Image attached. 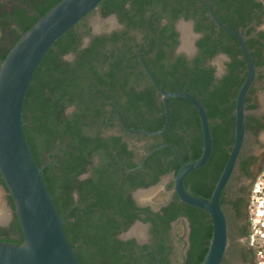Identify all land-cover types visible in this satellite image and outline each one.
Instances as JSON below:
<instances>
[{"label":"trees","instance_id":"trees-1","mask_svg":"<svg viewBox=\"0 0 264 264\" xmlns=\"http://www.w3.org/2000/svg\"><path fill=\"white\" fill-rule=\"evenodd\" d=\"M12 12L6 4L0 3V65L23 32L28 31L38 19L61 0H17ZM215 13L222 9H232L231 17L243 18L249 15L252 0H210ZM188 0H103L99 12L103 17L116 13L127 27L124 34L113 32L109 37H94L89 46L82 48V39L90 33L86 18L59 38L43 58L28 88L23 106V126L27 141L33 152L58 213L65 220L64 229L80 264H169L164 251L170 223L178 217H186L190 222L189 249L182 264H201L212 238L213 226L207 213L201 208L182 202L176 193L161 211L153 216L139 217V208L132 192L139 187L157 183L161 175L178 172L181 164L173 148L162 147L150 155L144 166L134 171L138 164L131 161L132 150L121 142L118 136L106 138L97 131L94 122L107 116L101 88L111 93L121 91L120 112L129 127L157 130L164 123L166 114L163 102L157 101L160 94L152 85L137 90L128 84L137 64L125 63L127 48H121L115 63H111L104 48L111 43L119 44L134 27L144 28L167 17L169 25L159 32H169V42L173 39L172 22L180 16L189 18L183 8ZM127 4L129 6H127ZM244 13V14H243ZM196 23L197 31H205L199 40L200 53L192 61L178 56L167 70L170 76L164 82L159 76V84L166 90H186L196 96L206 109L210 119L213 150L208 162L188 173L185 187L199 197H210L229 155L228 131L234 123L228 116L233 107L228 104L230 87L234 84V73L230 72L222 83L214 77V68L207 61L218 52L229 53L233 61L230 71L236 65V53L230 43L232 35L226 31L224 40L218 38L214 23L206 27L203 12ZM220 20L236 26L220 15ZM16 24L15 27H11ZM229 25V26H230ZM172 33V34H171ZM169 46H172L168 44ZM158 42L155 47H161ZM168 49V48H167ZM169 50L159 49L152 61L163 72L164 61ZM104 52V53H103ZM73 54V60L65 58ZM114 51L111 56L114 58ZM161 64V65H160ZM151 65V66H152ZM157 74V71L155 72ZM123 77V81L116 78ZM101 87V88H100ZM157 95V96H156ZM171 120L165 132L156 136L136 135L152 140L148 150L169 143L177 148L184 162L197 160L203 152L201 121L193 104L184 98L169 99ZM70 107H74L69 111ZM223 116L220 122L218 118ZM140 119V120H138ZM263 127V126H262ZM124 133H127L123 128ZM129 134V133H127ZM131 135V134H129ZM147 148H143L145 151ZM99 156L95 164L93 159ZM122 161H125L122 164ZM154 170L150 181L137 180V173L149 174L150 163ZM122 164V165H120ZM125 167H124V166ZM124 167V168H123ZM126 169V170H125ZM90 177L80 179L88 171ZM213 174V175H212ZM214 178V179H213ZM0 184L3 179L0 174ZM173 181L167 187L173 189ZM75 194L77 198H75ZM14 210V202L7 195ZM152 223L155 243L138 246L135 239L122 240L119 235L137 220ZM0 241L21 244L24 235L16 214L8 226L0 225ZM152 248V251H148ZM157 256L161 258L157 260Z\"/></svg>","mask_w":264,"mask_h":264},{"label":"water","instance_id":"water-1","mask_svg":"<svg viewBox=\"0 0 264 264\" xmlns=\"http://www.w3.org/2000/svg\"><path fill=\"white\" fill-rule=\"evenodd\" d=\"M103 0H61L42 15L31 28L23 32L0 65V184L14 202L24 235L21 244L0 241V264H80L71 245L62 219L27 141L23 126V106L33 76L54 43L96 11ZM210 16L218 28L234 36L247 62V76L236 98V135L229 157L209 199L199 197L185 187L188 173L205 165L213 150L210 120L201 101L186 90L164 89L152 71L141 62L161 96L166 114L164 125L157 130L129 127L116 104V112L123 129L130 134L156 136L166 131L171 120L169 99L184 98L198 112L203 134V152L195 161L184 162L177 148L169 143L152 149L146 157L162 147L173 148L181 167L174 176L173 189L178 198L191 206L207 211L213 233L201 264H222L229 238L226 216L220 199L236 167L245 137V97L255 79L256 67L244 36L223 23L205 1ZM0 225L2 222L0 221ZM3 226V225H2ZM126 234V235H125ZM124 237H128L126 232ZM158 259V257H157ZM159 260V259H158ZM159 264H162L159 261Z\"/></svg>","mask_w":264,"mask_h":264},{"label":"flooded vegetation","instance_id":"flooded-vegetation-1","mask_svg":"<svg viewBox=\"0 0 264 264\" xmlns=\"http://www.w3.org/2000/svg\"><path fill=\"white\" fill-rule=\"evenodd\" d=\"M205 1H208L213 8L210 0H188L186 6L183 8V11L187 15H190V17L186 18V16L183 15L172 22L173 32L175 33V35L173 34L172 37L174 41H177V44H175V42H169L170 38L167 37L169 32H159L162 28L165 29L164 27H167L170 24V21L167 17L162 18L158 22H154V24L152 25H146L144 28L134 27L129 29L128 36H132L133 38L124 39L123 42H119V44L109 42V44L104 48V51L107 56H109V60L111 63L116 62L117 56L121 54V48H127V57L123 60L122 64L124 66H126L125 63H132L133 65L137 64V68L131 75L128 84H133L134 81V86L137 90H143L144 88H149L153 85L140 59L144 61V63L152 71L156 79L159 76L161 79H163L164 82H168L171 78L167 73V70L170 67V64H173L176 57L181 55L184 56L188 61H192L199 55L200 47L198 43L199 40L205 36V31L196 30V23L200 19L197 14L199 12H203L202 18H205L203 19V23L206 27H210L213 23L215 24L210 16ZM18 2L19 1L17 0H0V3L6 4V7L8 8L7 10H1V14H4L6 11L12 12V8ZM127 6L129 5L127 4ZM231 12L232 9H222L218 12V14H215L219 19L220 15H222L223 17L228 19L229 22H232L236 26V29H234V27H231L229 23L225 24L227 26L230 25L229 27L233 28L244 36L245 42L249 48L256 67V74L254 82L252 83L245 97V137L243 146L241 148L236 167L227 183V186L224 188L220 199L221 208L227 220L229 238V244L222 264H264V183H260V181H262V178L264 179V0H252L249 15L245 14L243 18H233L230 16ZM108 17H112L113 19H111V21L108 23L109 28L105 31L95 32L89 24L91 28L90 33L83 37L81 46L82 48L89 46L94 37L104 35L107 38L112 35L113 32L124 34L123 32H125L127 27L119 19L118 14L112 13L105 18ZM86 20L88 22V17L86 18ZM181 24L188 25L191 31L192 46L190 49H186L184 44L182 46L183 31L180 26ZM15 26L16 24H12L11 27ZM214 28H217L218 38H220L221 41L224 40L226 33L223 31L225 30L218 28L216 24L214 25ZM157 42L162 46L158 48L155 47V43ZM230 43L236 53V65L233 71H230L233 58L229 53L225 51L218 52L214 57L210 58L207 61V64L214 68V77L216 78L217 82L221 81L220 83H222L225 79V76L227 77L230 72L234 73L235 81L234 84L230 87L231 97L228 102V104L233 107V110L229 113L228 116L234 123L233 127L228 131L227 134L228 138L230 140H233L232 144L228 146L229 153L234 144L236 135V98L238 91L247 76V62L238 40L234 36H232L230 38ZM168 44L172 46H169ZM170 47L172 48V51H168V56L164 61L165 66L163 67V72L161 71L160 73V68L157 69L158 65H152L155 62L152 60L159 49L169 50ZM113 51L115 54L114 58L111 56V53ZM65 58L68 60H73L74 55L70 53L66 55ZM216 58H219V63L217 64L215 61ZM156 71L158 75H155ZM116 78L123 81V77L121 75H118V77ZM101 90L107 96V99L104 100V106L107 110V116L104 118V120H101L100 122H94L93 124L96 126L97 131H99L102 136L106 138H109L110 136H118L121 138V142H125L126 144H128V149L132 150L130 159L132 162L138 164V166L135 169L128 168L127 170H125L128 172L137 170L144 166L146 161L149 159L150 156L146 157V155L152 150H148L152 143V140L147 137L138 138L139 136L135 137L133 136L134 134L129 135L130 133L127 134L128 132L124 133L121 130L123 127L119 122L118 115L115 109V102L117 103L119 112L120 105L124 102L119 101L121 91L111 93L105 88H101ZM157 101L159 103L160 101H162L161 96H157ZM73 109L74 107H70L69 111H72ZM222 119L223 116H220L218 118L220 122L222 121ZM131 137L137 138L141 142H145L143 144L140 143L139 146H141L142 148H139L138 145H133V143H131L129 140ZM143 148L147 149L143 151ZM99 160L100 157L95 156L93 162L96 164ZM124 163L125 161H122V164ZM150 165L151 168L148 169L149 174L144 176V170L142 175L141 173L136 174L138 181H141L143 179V181L148 182L151 180L154 170L153 162H151ZM91 174L92 172L90 170L87 173L82 174L80 176V179L90 177ZM170 175L175 176L173 173L163 174L161 175L160 180L157 183L152 184L148 187L136 188L132 192V197L136 201L137 207L150 208L146 211H141V209L136 210L139 214L140 219L145 218L147 215L153 216L154 213L161 211V209L170 202L175 192L173 189L172 195L168 199H166V201H162V203H160L156 207H154L150 203H139L135 197V193L138 190L148 189L158 184L163 177ZM217 180L215 181L214 187ZM172 181L174 182V178ZM210 197L206 199H209ZM75 198H77L76 194ZM205 213H207V218L210 219L212 224L209 213L207 211H205ZM140 219H137L128 229L133 228L134 226L142 227L146 235L145 239L139 240L137 237H124L125 235L123 236V234L128 232V230L122 232L119 235V238L122 240L135 239L138 246H143L145 244L152 246L155 243V236L152 232V223L149 221L144 222ZM177 221H185L187 224L186 252L184 256L187 255L189 249V236L191 232L190 222L186 217H178L170 223L167 238L164 241L165 249L162 252L161 256L166 257L167 260H169V264H172V255L174 253L172 236L174 226L176 225ZM148 251H152V248ZM157 257L158 259L161 258L160 256Z\"/></svg>","mask_w":264,"mask_h":264},{"label":"rangeland","instance_id":"rangeland-1","mask_svg":"<svg viewBox=\"0 0 264 264\" xmlns=\"http://www.w3.org/2000/svg\"><path fill=\"white\" fill-rule=\"evenodd\" d=\"M113 19L112 17L105 18L103 17L99 10L97 9L94 11L89 17H88V23L92 27V29L95 32H102L109 28L108 23ZM1 29H0V38H1ZM184 44V40L182 41V46ZM69 57V56H68ZM67 57V58H68ZM220 58V57H219ZM219 58H216V64L219 63ZM221 59V58H220ZM223 62V61H221ZM264 96V95H263ZM264 109V108H263ZM264 111V110H263ZM264 135V132H263ZM130 142L133 143V145H138L139 148H142L140 143L141 142L137 138L131 137ZM142 152V150H141ZM140 152V153H141ZM174 178L173 175L163 177L161 181L148 188V189H142L138 190L135 193V197L139 203H150L154 207L162 203V201H166L171 195L173 189L169 190L167 185L170 181H172ZM260 183H264V179L262 178V181ZM5 208L6 209V222H2L3 226H8L11 220L13 219V208L9 204L7 193L3 189V187L0 185V210ZM140 226V225H139ZM135 227V226H134ZM128 229V234L130 237H137L139 240L145 239V232L142 227L136 226L137 231L134 233L132 230L135 228ZM126 235V234H125ZM187 236V224L185 221H177L176 225L174 226L173 236H172V244L174 246V253L172 255V264H182L185 252H186V237Z\"/></svg>","mask_w":264,"mask_h":264},{"label":"bare ground","instance_id":"bare-ground-1","mask_svg":"<svg viewBox=\"0 0 264 264\" xmlns=\"http://www.w3.org/2000/svg\"><path fill=\"white\" fill-rule=\"evenodd\" d=\"M181 28H182V31H183V40H184V46L186 49H190L191 46H192V34H191V31L188 27V25H180ZM6 216H7V213H6V209L3 208L0 210V221L1 222H6ZM134 233L137 231V228L133 229L132 230Z\"/></svg>","mask_w":264,"mask_h":264}]
</instances>
